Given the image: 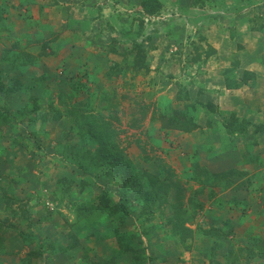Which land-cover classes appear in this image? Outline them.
<instances>
[{"label": "crops", "instance_id": "0c3cea01", "mask_svg": "<svg viewBox=\"0 0 264 264\" xmlns=\"http://www.w3.org/2000/svg\"><path fill=\"white\" fill-rule=\"evenodd\" d=\"M98 1L0 0V107H7L11 118L9 123L0 124V174L22 180L20 198H27L23 205L29 218L23 220L20 213L10 211L14 218L8 222L13 228H0V264H23L25 250H37L43 241L51 245L50 250L30 259L29 264H92L111 257L112 264H130V255L118 251L109 219L90 221L104 222L98 226L99 235L89 240L79 237L78 245L69 249L66 231L71 236V225L79 222L73 206L90 202L74 186L65 192L57 188V178L69 179L73 174L72 166L56 152H61L63 144L73 146L76 142L79 133L74 130L81 111L100 115L120 132L118 140L124 155L135 166L153 173L152 155L148 154L146 164L136 152L135 142L139 140L156 151L157 164L173 169L174 178L188 188H184V217L212 231L201 235L193 226L187 244L199 241L209 249L210 244L223 243L220 235L224 228H239L244 223L238 242L246 250L264 255V27L248 31L251 22L247 17L234 25L236 36L230 40L228 27L217 23L222 17L209 12L210 17L205 19L212 27L200 26V18L197 25L192 22L185 30L191 43L186 46L183 42L184 50L192 46L200 54L188 69L184 71L160 58L157 63L145 60L146 69L134 71L133 55L127 47L123 52L115 32L117 27L120 35L126 31L123 24L127 22L122 21L134 14L142 15L140 19L151 17L141 12L139 0H113L114 8H104ZM158 1V14L170 17L175 10L177 17L179 11L193 17V10H199L193 8V0ZM225 2L221 0V6ZM170 7L175 10L168 11ZM151 42L156 44L154 38ZM111 43H115L114 53L109 52ZM206 45L213 54L204 58ZM237 46L241 49L235 52ZM177 83L187 84L190 102L197 99L212 105L213 114H197V128L187 133L161 130L157 121L149 122L152 105L163 103L164 95L173 99L174 92H164L170 93ZM143 103L149 104L150 109L140 127L128 128L132 120L140 117L138 104ZM228 123L231 130L241 133L239 137L232 138L225 131L223 125ZM69 129L72 132L67 135ZM83 146L94 148L89 139L83 141ZM27 162L35 163L38 170L23 169ZM50 162L58 163L59 176L48 173ZM33 173H38L40 180L31 189L33 181L29 178ZM101 181L95 182V187H100L110 199L116 197L111 187H102ZM187 200L195 205H188ZM240 208L248 209L247 213ZM6 210L10 209L0 196V222ZM132 217L125 222H131ZM27 222L31 227H27ZM153 240L158 239L148 238L149 252L157 245ZM172 240L175 249H164L169 263L179 258L184 264H204L207 256L193 259L189 257L192 252L179 248L177 238Z\"/></svg>", "mask_w": 264, "mask_h": 264}, {"label": "trees", "instance_id": "16d2710c", "mask_svg": "<svg viewBox=\"0 0 264 264\" xmlns=\"http://www.w3.org/2000/svg\"><path fill=\"white\" fill-rule=\"evenodd\" d=\"M139 8L145 16L152 17L156 16L161 10V3L158 0H139ZM140 20L142 21V19ZM141 24L144 25L143 23ZM138 27L139 25L134 26L131 33L133 34L134 30L136 31L135 33H140ZM122 35L126 36L128 34L123 32ZM144 41V39L139 43L131 41L130 51L128 48L126 49L129 51L128 53L133 55L132 68L134 71L140 68L146 69L144 65V51L142 49V43ZM114 44L115 43H111L109 47V52L111 53L115 52L113 48ZM124 51L125 48L123 52ZM211 54H213V50L205 53L204 58L209 57ZM186 86L187 84H177V92L173 99L164 95L161 97L163 103L152 105L149 117L150 124L157 121L159 123V129L161 130L172 129L187 133L197 128L194 122L197 114L201 112L213 114L212 105L210 103L202 104L197 99L190 102ZM139 112L140 117L132 120L128 124V128L137 130L138 127H140L139 123L145 116L146 110H139L138 113ZM9 114L7 107H0V124L9 123L11 119ZM77 122L78 124H75L76 129L74 131L75 133H79V135L74 145L66 146V144H63L64 147H62L61 152H56L63 160L72 166L71 171L73 175L69 179L59 177L55 182L57 188L61 192H65L67 188L74 186L75 189H79V191L85 194L88 199L86 202H90L88 205L84 206H73L75 217L77 219L79 218V222L77 220L71 225L75 235L83 237L85 240L95 239L100 233L98 232V226L103 225L104 222L90 221L103 218L109 219L111 232L114 234L118 251L130 255V264H140V261L145 257L147 261V257L151 256H144V249L142 246L139 250L133 247L131 243L136 234L122 232L120 228L126 223L125 221L129 219V216L136 215V218L140 220V222H144L148 217L150 219V215L156 210L155 208L159 209L161 204H166L170 209V215L166 218V222L171 224L169 238L174 239L178 237L180 242H185L183 244H186V240H189L192 235V230L186 226L188 221L184 217L185 211L181 206L183 190H177V195L173 188L167 183L169 178H172L173 175L171 168L159 162L156 164V171L153 173L137 169L123 153L124 148L120 145L118 140L120 132L114 129L111 123L100 115L92 113L83 114V111H81ZM208 125L209 122L207 121L206 126L208 127ZM223 127L227 133H230L232 138L241 135L238 130H231L230 123L224 124ZM71 132L72 130L69 129L67 135ZM64 139L66 138L64 137ZM85 139H89L92 142L94 146L92 150L84 148L83 141ZM135 143L140 149V153L142 154L140 156L143 162L147 163L150 158L148 150L145 148L146 146L140 144L139 140ZM230 175L234 176L235 174ZM105 178L110 184L114 185L116 197L112 199L109 198L111 197L110 195L101 190H99L98 195H94L95 189L99 188L98 186L95 187V182ZM174 179L176 183H179L176 178ZM63 181L67 183L64 187L61 186V182ZM214 182L216 183V181L213 180V183ZM204 183L207 184V182ZM160 193H162L161 196ZM3 197L4 195L2 196V201L8 208L10 201L6 198L3 199ZM170 198H172V203L168 201ZM94 202H96V204H94ZM188 202L190 203L191 201ZM163 209L164 208H161L160 210L163 211ZM22 215L25 220L28 219L25 210L21 211V216ZM3 223H6L4 225L6 229L13 228V225L9 222H0V228L3 226ZM27 227H31V223L27 222ZM153 231H156V228L150 226L147 230V234L144 233V237L147 241L149 233ZM74 233L71 236L72 244L69 245V249L78 245V239L74 238ZM203 233L205 235H210L212 231L205 230ZM103 236L108 235L105 234ZM211 245L208 249V253H210V255L207 256V260L209 261L208 264H221L217 260V255L210 251L212 248ZM49 246L51 245L43 241L40 243L37 250L26 251L21 261L23 264H29L30 259L37 258L41 256L42 253L48 252L50 250ZM221 256L223 260L227 261L232 254L228 252L227 255ZM113 258L114 257H111L108 258L107 261H100L92 264H112Z\"/></svg>", "mask_w": 264, "mask_h": 264}, {"label": "rangeland", "instance_id": "374dc122", "mask_svg": "<svg viewBox=\"0 0 264 264\" xmlns=\"http://www.w3.org/2000/svg\"><path fill=\"white\" fill-rule=\"evenodd\" d=\"M112 1L113 0H99L98 3H101V6H103L104 8H109L111 6L114 8V6L112 5L113 4ZM221 5H222L221 0H210V1L209 0H193V8L199 9V10H193V17L191 14H187V15H186V13L183 14L181 11H179L180 15H178V17H177L174 14V13H176L177 10L171 9V7L168 11L175 10L174 13H172L173 17H170L169 16L170 14L166 15V14L160 13V14L156 15V16H158V19L156 16L153 17V19H151L152 17L150 19H147L144 17L141 21L139 18L142 15L134 14V16L131 17V19L122 21L124 23L127 22V23H125V24H127V27H125L126 25L123 24V28L126 30L123 32L127 33L128 35H126V36L122 35V34L120 35V33H119V31L121 30L120 27H117V32H115V34L119 38V40H120L119 42H121L120 43L121 46L123 48L127 47L129 51L131 48V41L139 43V42H141V40L144 39L145 41L142 43V49L144 51L145 60H152L151 61L152 63L155 61L157 63L158 59L163 58V59H165L166 62L170 63L169 65H178L179 67L183 68V70L185 71L186 69H188L190 67V66H188L189 64L193 63V61L195 59L200 57L198 50L197 49L194 50L192 46L188 47V49L184 50L185 43H186V46L187 45L189 46L191 43V41L189 39L190 35L187 33L185 34V30L186 29L188 30V28L190 27V24H192V22H193V25H197L199 22V19L203 18L200 26H202L203 28L212 27V24L209 23L208 21L206 22L205 18L206 17L209 18L210 13L213 12V14H214L213 16H216V14H217V15L222 17V19H219V21H217V23L219 25H222L223 27H228V29H229L228 35H229L230 40H233L236 36L235 32L233 31L234 25H237L238 23L241 24L243 20L247 19V17H249L248 19H250V22H251V23H249V25H247L248 31L253 32L256 30L259 31V30L263 29V27H264V0H226V2L223 4V6L224 7L227 6V7L222 8L223 6H221ZM186 8H187L186 6L181 7L182 10H186ZM118 21H120V20H118ZM141 23H143L144 25H142ZM214 24L216 25L215 22H214ZM128 25H132V26L139 25L138 29H139L140 33H135L136 31L134 30V33L132 34L131 33L132 28L129 27ZM127 28H129V29L127 30ZM124 29H122V30H124ZM158 34L161 35L162 38L158 37ZM153 38H154V41H156L157 45L152 44L151 40H153ZM183 42H185L184 46H183ZM207 46L208 45L203 47L204 49L206 48L205 53H207L208 51L211 50V49H209L210 47L207 48ZM196 47L202 48L201 46H196ZM240 49H241V47L237 46L235 48V52L239 51ZM235 52L233 54H235ZM152 68H154V67H152ZM156 69H157V67H155V70ZM192 72H193V69H192ZM181 85H184V84H181ZM171 92H174L173 94H176L177 88L176 87H174V89L170 88V93H169V91H166V92H164V94L167 93V94L171 95ZM139 110L149 111V104H145V103H143L142 105L138 104V111ZM139 114H140V112H139ZM137 118H139V117L137 116ZM145 148L148 150V154L152 155L151 162L153 163V165L151 167L153 170L152 172H155L156 166H157L156 165L157 160H154V158H155L154 152L156 153V151H152L151 146H148V147L146 146ZM135 149H136V152L139 153V155H142L140 153V149L137 146L135 147ZM34 165H36V164L33 162L32 163L27 162V164H25V166H23V169H25L26 171L38 170L36 167H34ZM47 166L49 167L48 173L53 174L55 176H59L58 174L60 171H58L59 168H58L57 162H50ZM166 166H168V165H166ZM61 167H62V164H61ZM136 167L139 170H143L140 167H138L137 165H136ZM171 170H173V169H171ZM173 175H172V178L171 177L169 178L167 183L173 188V190L177 193V195H178L177 190H183L182 191L183 197L181 200V206H182V205H184V199L187 197L185 189H188V188L186 186L183 187L182 186L183 184L180 185L179 183H176ZM229 176H231V175H229ZM229 176H227V177H229ZM29 179L33 181V183L31 184V189L34 187H37V185H36L37 180L38 181L40 180L38 173H33V177H30ZM41 179L43 180L44 178H42V176H41ZM44 180H46V179H44ZM20 181H22V180H17V179H15L14 176L10 177L7 173H6V175L0 174V196L4 195L3 199L6 198L10 201V204L8 207L10 210L5 211V217L2 220L3 222H8L9 219L14 218V217H11L12 213L10 211H13V212L16 211V214H18V215H19V213L21 214L22 210L26 211L23 204H24V200H27V198H25V197L20 198V196L23 194H21L19 191L24 190L22 188L23 183L22 182L20 183ZM50 182H51V180H50ZM101 184H102V187H107V188L111 187L113 190L115 189L113 187L114 185L110 184V182H108V180H106V178L103 179V182ZM66 185H67L66 182H64V181L61 182L62 187L66 186ZM29 187H30V185H29ZM24 188L29 189L26 187H24ZM234 188L235 187H233V190H234ZM237 188H236V190H237ZM99 190H100V187L98 189H96V192H94L95 196L98 195ZM161 194L162 193H160V196H161ZM34 195H36L37 198L40 197V194L38 195L35 193ZM85 200H88V199L85 198ZM168 201H169V203H172V198H170ZM161 205H160L159 209L155 208L156 210H154L153 214L150 215L151 216L150 219L148 217V219H145L144 222H142V221L140 222V220H138L136 218V215H133L131 222L125 223L120 228V230H123L122 232H125V233L127 232V233L136 234L134 236V239H132V243H131L133 245V247L135 249L139 250L142 246L144 251L147 250L146 252L143 253L144 256H151V257H147V261H146V257H145L142 261H140V264H184V262L181 261V259H179V258H176L174 261H172V263L171 262L169 263L167 260V256H165L164 249H166L167 251L168 250H174L175 247L173 244L174 243L173 240L172 239L168 240L169 234H170L169 230L171 228V224L169 222H166V218L170 215V209L166 204H164L162 206ZM188 205H190V206L192 205V207H193L195 205V203H193V204L188 203ZM161 208H164L163 211L160 210ZM240 211H244V213L245 212L247 213L248 209L245 210V209L240 208ZM167 214H168V216H167ZM190 215H192L191 212H190ZM26 216H27V212H26ZM154 219L161 221V222H149V221H152ZM23 220H25V219L23 218ZM194 223L196 224V222H188V224L186 226H188L189 229H191V230L194 226V231H197L199 234H201V233H203V231H205V229H202L199 225H194ZM5 224L6 223H3V225H5ZM150 226H153L156 228V231H153L156 235H150L149 238L151 236L152 237L154 236L156 239H158L157 240L158 243H157V241L153 240L154 243L157 245L155 247L154 246L151 247V249L153 250L152 252L148 251V247L146 244H149V243H148L147 239H145V237H144V235H145L144 233L147 234V230ZM222 226H224V223L220 224L219 228ZM238 226H239V224H238ZM245 226H246V224L244 225V223H243V225L239 226V228H235V227L234 228H231V227L224 228L223 227L224 228L222 230L223 232H221L222 236L220 235L223 243L221 242L219 245H216L217 243H214L212 245L210 244L211 247L213 248V250L211 248L210 251H212L215 255H217V257L220 255L221 259L220 258L217 259L220 263L224 261L223 264H264V255H262V253H259L258 251L253 250V249H249L247 251L246 250L247 248H243V246L240 245L241 243L238 242L239 237L244 232ZM66 232H68L66 234V237L68 236V238H70L69 244H72V241H71L72 237L71 236L73 235L74 232L71 233V236L68 235L70 232L69 230H67ZM201 235H205V234L203 233ZM74 238L79 239V236L75 235V233H74ZM176 238L179 241L178 237H176ZM198 239H200V238H198ZM159 241H160V243H159ZM179 243L181 244V245H179V246H181L179 248L181 250L185 251V253H191L192 252L189 257H193V259L194 258L200 259L203 255L204 256L210 255V253H208L207 246L200 244L199 241H195V242H193V244H187L188 240H187L186 244H183L185 242H180V241H179ZM24 246L25 247L27 246L26 243ZM25 251H27V250H25ZM227 251L231 252L232 256L230 258H228L226 261V260H223L221 255H224V256L227 255V253H228ZM167 254H169V253H167ZM184 256H186V254ZM107 259H104L101 261H107ZM202 262H204V264H207L209 261L206 259ZM193 264H194V262H193Z\"/></svg>", "mask_w": 264, "mask_h": 264}]
</instances>
